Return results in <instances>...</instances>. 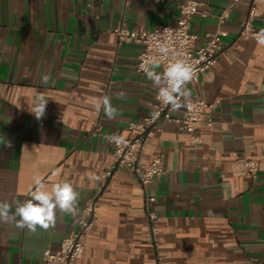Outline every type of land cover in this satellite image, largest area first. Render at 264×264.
<instances>
[{
  "label": "crops",
  "instance_id": "crops-1",
  "mask_svg": "<svg viewBox=\"0 0 264 264\" xmlns=\"http://www.w3.org/2000/svg\"><path fill=\"white\" fill-rule=\"evenodd\" d=\"M179 3L0 0V201L14 211L36 177L49 189L70 181L79 193V214L57 211L48 229L0 223V264H44L43 251L77 230L91 197L92 225L76 264H264V45L255 36L236 39L250 4L258 9L253 27L264 29V0H209L207 14L191 18L196 46L220 32L225 48L190 89L214 102L212 125L201 123L194 140L172 122L148 129L139 162L161 153L164 173L141 186L119 167L98 191L111 164L104 137L125 135L128 123L149 116L156 89L136 72L140 45L119 42L113 28L172 26ZM38 94L48 99L40 120L30 112ZM104 95L115 120L95 111ZM244 158L257 162L254 178ZM146 195L156 198L149 204L159 217L156 242Z\"/></svg>",
  "mask_w": 264,
  "mask_h": 264
},
{
  "label": "built area",
  "instance_id": "built-area-1",
  "mask_svg": "<svg viewBox=\"0 0 264 264\" xmlns=\"http://www.w3.org/2000/svg\"><path fill=\"white\" fill-rule=\"evenodd\" d=\"M154 1L164 2L165 0ZM208 1L180 0L177 20L172 26L159 25L153 29H125L118 25L113 28V33L119 42H133L140 45L141 49L135 64L136 72L145 75L140 69V65L147 63L150 57L158 55L157 50L159 46L166 44L169 48V55L163 60L158 72H161L163 67L176 57L187 59L196 68V76L187 85L188 89L193 88L203 77L206 70L217 61L218 56L225 51L220 32L210 34L201 45L196 46L194 44L195 35L190 32V20L195 15L205 16L207 14L205 4ZM238 1L232 0L233 3ZM257 15V7L250 4L247 15L241 22L236 39H246L249 36H256L258 32L253 27L252 21ZM218 18L220 21H223L226 15L221 14ZM157 91V89L154 90L151 114L141 121L128 123L127 133L125 135L120 134L124 138L125 143L119 146L109 143L110 146L107 152L111 156V164L102 174V181L98 186V191L102 189L104 184L114 174V171L119 167L128 169L141 186H146L164 173L165 169L161 153L157 154L149 162H139L144 137L148 129L155 128L159 130L160 123L172 122L177 125L178 129L188 132L190 139L194 140L195 136L193 133L201 123L207 126L212 125L213 121L210 113L214 109V102H207L202 98L191 96L190 106L180 108V115L176 116L174 115L175 111L170 106H165L157 99ZM241 162L245 168V174L250 178H254L258 171L257 162L249 158H244ZM155 200V196L146 195L144 201L145 215L153 240H155L160 232L159 217L149 207V204L155 202ZM93 208L94 197H91L86 200L82 208L77 230L65 237L58 249L51 250L46 248L43 251L42 258L44 264H76L84 249L87 235L90 232Z\"/></svg>",
  "mask_w": 264,
  "mask_h": 264
},
{
  "label": "clouds",
  "instance_id": "clouds-1",
  "mask_svg": "<svg viewBox=\"0 0 264 264\" xmlns=\"http://www.w3.org/2000/svg\"><path fill=\"white\" fill-rule=\"evenodd\" d=\"M255 38L260 45H264V29H261ZM157 51L158 55L150 57L147 63L140 65V69L158 90L157 99L165 106H170L174 111L190 106L191 91L187 85L196 76L195 66L187 59L176 57L168 62L161 72H158L157 69L161 68L163 60L169 55V48L166 44H161ZM41 79L42 83H48L51 77L43 75ZM118 95L122 97L124 93L120 92ZM47 103L48 99L43 95L36 96L30 112L37 120L44 116ZM93 103L97 113L103 111L107 119H117L118 111L112 105L109 95H104L102 98L94 100ZM104 139L117 146L125 143L119 133H111ZM7 146L11 147V144L8 143ZM90 178L100 179L98 176ZM78 200L79 193L70 181L56 182L49 189L41 177H36L34 188L30 190V198L23 202L15 201L14 211L12 210L13 205L7 201H0V223L15 222L17 227L35 233L38 227L48 229L54 225L57 211L73 216L78 215Z\"/></svg>",
  "mask_w": 264,
  "mask_h": 264
}]
</instances>
